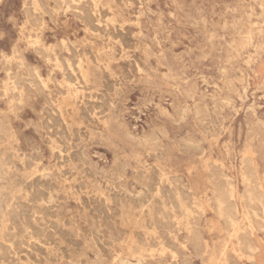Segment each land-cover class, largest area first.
Wrapping results in <instances>:
<instances>
[{
    "label": "clouds",
    "instance_id": "obj_1",
    "mask_svg": "<svg viewBox=\"0 0 264 264\" xmlns=\"http://www.w3.org/2000/svg\"><path fill=\"white\" fill-rule=\"evenodd\" d=\"M0 264H264V0H0Z\"/></svg>",
    "mask_w": 264,
    "mask_h": 264
}]
</instances>
